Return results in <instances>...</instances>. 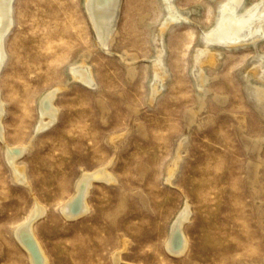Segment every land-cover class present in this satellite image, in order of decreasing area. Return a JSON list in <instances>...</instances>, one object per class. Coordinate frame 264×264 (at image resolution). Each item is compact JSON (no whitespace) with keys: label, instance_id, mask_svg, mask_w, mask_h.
I'll return each instance as SVG.
<instances>
[{"label":"rangeland","instance_id":"374dc122","mask_svg":"<svg viewBox=\"0 0 264 264\" xmlns=\"http://www.w3.org/2000/svg\"><path fill=\"white\" fill-rule=\"evenodd\" d=\"M224 1L176 0L192 10L188 20L180 18L164 32L161 93L151 86L153 33L166 20L163 0H124L110 48L99 46L84 0L12 1L15 20L0 68L2 122L10 146L31 143L20 156L30 185L14 178L0 138V264H30L13 227L35 198L47 207L35 230L50 264H114L116 251L120 264H264V221L258 214L264 210V142L257 150L259 142L252 139L264 135V117L255 92L245 87L264 41L257 47H223L217 66L201 68L210 76L206 93L192 72L203 33L191 21L209 28ZM126 50L139 57L127 59ZM83 55L98 87L71 78L70 65ZM128 62L135 65L133 77ZM56 86H62L55 99L58 117L32 140L40 97ZM191 109L197 122L188 124ZM257 154L260 165L250 183ZM181 155L169 176L170 163ZM103 166L117 181L95 179L90 209L66 218L60 206L73 195L82 172ZM185 201L189 246L174 254L165 242Z\"/></svg>","mask_w":264,"mask_h":264},{"label":"bare ground","instance_id":"6f19581e","mask_svg":"<svg viewBox=\"0 0 264 264\" xmlns=\"http://www.w3.org/2000/svg\"><path fill=\"white\" fill-rule=\"evenodd\" d=\"M12 1L13 0H0V68H2L4 61L6 60L4 54L6 36L15 20V16L12 13ZM123 1L124 0H84L86 12L92 21L99 46L110 48L113 40L119 33L118 22L121 17ZM163 2L166 7V12L164 13L166 20L164 21V25L160 26L153 33V37L155 38L153 40L156 44V57H153L155 59L153 66L154 83L151 86L153 93L159 92L161 86L165 83L164 78L166 77V74L163 73L167 67L164 57V32L172 22H175L180 18L188 20L186 16L190 15L192 10L191 8H181L176 0H163ZM191 22L198 24L203 33L202 45L196 48V52L193 56L194 69H192V72H194L196 78L197 88L204 91L203 93H206L210 90L206 85L210 76L205 71L201 72V68L217 66L221 58L220 56L223 53V47L231 48L233 46H241L245 48L250 45L257 47L259 43L264 41V0H261L258 3L249 0H225L224 2H220L216 14V20L207 29H204L200 22ZM131 53L127 50L123 52L127 59L139 57L137 53ZM85 57L86 56L83 55L80 58V63L78 60L72 62L70 65L72 74L71 78L74 80H81L84 84L86 83V85L88 84L92 88L98 87L99 83L94 75V71L86 64V61L88 60ZM129 63L131 62H128L126 67L129 76L133 77L135 75V65ZM253 65L254 66L247 71V84L245 87L251 92H255L261 115L264 117V52L261 51L257 53ZM60 89H62V86H56L52 89H47L41 95L39 102L40 118L34 129L32 140L39 131L50 126L57 119L59 107L56 105L55 99ZM215 95L218 100H224L219 94L216 93ZM198 96L200 98L201 94L198 93ZM4 109L5 104L0 99V138L6 148L5 158L13 170L12 173L14 178L19 182L22 181L24 184L30 185V177L26 172V166L24 165V167L21 165L20 156L29 149L31 143L20 145L18 147L10 146L9 142L5 139L3 130L4 127L2 121ZM191 111V113L189 111L186 113V122L188 124L195 121L197 122L195 111L192 109ZM238 118L239 130L243 132L244 127L246 126V117L242 115ZM138 128L141 134H146L144 123L139 122ZM252 139L259 142L258 145H255L257 150H259L264 142V135L255 138L252 137ZM258 155L259 154H257V156ZM181 158L182 155L176 156L170 163L169 176H174L175 171L181 164ZM259 165L260 160L258 156V159H253L252 168L249 170L250 183H252L251 181L254 179L257 172L256 169ZM140 167H143V165H140ZM95 179L104 180L106 182L117 181L114 172H112L107 166L100 167L94 171H83L74 187L73 195L65 200L60 206V210L66 218H76L85 214L90 209L88 195L91 192ZM46 211V205L42 202L40 203L39 200L35 198L34 205L30 212L23 220L15 224L13 227V235L18 240L21 247L23 246L22 248L26 250L30 264H50L51 258H49V255L43 248L35 230L36 222L45 215ZM258 214L259 219L264 221V210L258 209ZM188 217L189 206L185 201L179 213L170 223L169 236L165 242L167 250L174 254H183L189 246V238L186 235L184 228ZM120 261L121 251H116L113 255V262L114 264H120Z\"/></svg>","mask_w":264,"mask_h":264}]
</instances>
